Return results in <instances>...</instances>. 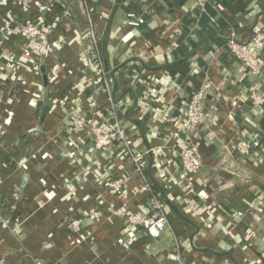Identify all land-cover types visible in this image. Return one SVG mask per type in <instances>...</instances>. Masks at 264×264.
<instances>
[{
	"label": "crops",
	"instance_id": "crops-1",
	"mask_svg": "<svg viewBox=\"0 0 264 264\" xmlns=\"http://www.w3.org/2000/svg\"><path fill=\"white\" fill-rule=\"evenodd\" d=\"M64 6L72 16L54 25L51 50L40 63L21 39L0 40V193L11 206L10 227L0 222V261L177 264L166 253L178 246L187 264H264V202L256 196L264 190V167L255 153L256 165L246 168L227 150L243 131V139L258 132L264 144V100L255 108L249 99L252 88L263 94L264 84L227 47L249 41L264 24V0H208L204 7L196 0H31L25 14L15 1L0 0V30L9 12L54 23ZM85 9L93 13L104 67L114 79L117 115L169 206L161 236L141 233L129 250L116 242L123 221L110 213L122 203L132 212L147 210L133 165L121 155H102L85 131L69 133L66 126L79 105L95 120L104 116L84 101L94 94L90 68L88 76L79 71L89 58ZM129 11L144 23L125 25ZM255 53L264 63V44ZM205 79L211 82L205 109L216 135L211 142L206 129L198 132L203 164L189 188L175 123ZM33 96L40 98L36 106L29 104ZM125 173L129 183L115 194L110 180ZM99 205L105 219L95 223L85 211ZM75 218L82 220L81 233L70 228Z\"/></svg>",
	"mask_w": 264,
	"mask_h": 264
},
{
	"label": "built area",
	"instance_id": "built-area-1",
	"mask_svg": "<svg viewBox=\"0 0 264 264\" xmlns=\"http://www.w3.org/2000/svg\"><path fill=\"white\" fill-rule=\"evenodd\" d=\"M20 6L22 13L25 14L29 9L31 0H12ZM208 0H196V2L203 6ZM85 17L88 23V36H89V50L88 61L80 68V76H88V68H90V82L88 87L94 90V94L85 97L89 109L93 106L95 110L105 109L108 115L99 120L88 112V109L83 108L81 105L76 106L75 109L69 114L66 122L67 131L69 133L80 134L83 131L93 141V148L103 154H117L121 155L129 161L134 167V174L139 178L137 190L145 195L147 210L142 212H132L126 203L114 206L111 210V215L120 218L123 221L121 232L116 239V242L125 250H129L139 239L141 233L151 238H158L166 229L169 223V206L161 198L159 193L153 189L155 185L144 173L146 166L145 154L134 147V140L128 134L122 120L118 117L115 107V100L111 95L112 85L114 79L109 75L108 70L103 65V59L100 51V35L95 30L93 13L91 10L85 9ZM72 16L71 8L64 6L61 11L59 19L54 23H45L36 21L28 15H19L9 12L3 16V24L0 30V40H11L18 38L23 41V49L28 53L31 58L35 59L38 63L48 55L51 50V34L54 25L57 21ZM143 16H137L134 12H128L127 18L124 23L127 26H138L144 23ZM256 27L254 35L247 42L229 41L227 43L228 51L233 56L240 59L252 75L260 78L261 83L264 84V63L255 53L261 45L264 44V24L260 23ZM176 45L175 43H173ZM211 87V82L205 79L200 88L193 92L186 99L185 113L183 121L175 123L178 127V132L181 131L182 142L177 150L178 162L181 169L186 176L189 183V188L193 185L198 177L199 170L203 164V156L196 142V136L203 128L206 129V135L213 142L215 131L213 126L216 124L212 121L205 109V100ZM103 93L106 97L105 103H101L98 99ZM38 96H33L29 104L36 106L39 101ZM249 99L252 106L258 108L263 100L264 93H259L256 89L252 88L249 93ZM99 101V102H98ZM105 107L103 108V106ZM104 115V114H103ZM0 134H4L3 128H0ZM172 134V133H171ZM246 131L237 133L239 139L237 143H230L227 150L232 152L234 159L243 167H251L253 160V153L257 154L259 159H255L262 167H264V144L261 141V135L258 132H247L249 139H243ZM261 153V155H259ZM256 165V164H255ZM130 175L122 174L115 176L110 180V187L115 194L122 195L125 188L129 183ZM264 202V190L256 193ZM11 210V209H9ZM7 212V211H6ZM10 211L5 213L4 202L2 201L0 193V222L3 227H10ZM85 215L92 219L95 223H101L105 219V213L102 206H94L85 211ZM236 218L242 219L243 214L237 212L234 214ZM109 216L108 218H110ZM70 228L74 233L82 232V220L79 218L71 219ZM264 234V224L260 227ZM176 244L179 245V240L176 239ZM167 258L176 261L177 264H187L183 260L181 250L178 246L173 250L166 253ZM259 260H250L251 264H259ZM0 264H5L0 261Z\"/></svg>",
	"mask_w": 264,
	"mask_h": 264
},
{
	"label": "trees",
	"instance_id": "trees-1",
	"mask_svg": "<svg viewBox=\"0 0 264 264\" xmlns=\"http://www.w3.org/2000/svg\"><path fill=\"white\" fill-rule=\"evenodd\" d=\"M135 6V5H134ZM137 8H139L138 6H137V4H136V6H135V8H133V10H136L137 11ZM129 12H134V11H129ZM135 13V12H134ZM103 65H104V63H103ZM125 66V65H124ZM106 68V67H105ZM107 69V68H106ZM108 70V69H107ZM109 74H110V72H109ZM113 76V75H112ZM92 91H88L87 89H86V94H90ZM105 105H106V103H105ZM105 105L103 106V108L105 107ZM102 112H103V114H104V117H106L107 115H108V113L106 112V110L105 109H102ZM153 189H154V191L156 192V193H159L160 195H161V198L165 201V196L160 192V190H159V188H158V186L157 185H154L153 186ZM11 208V206H9V204H7V205H4V211L6 212V211H10L9 209Z\"/></svg>",
	"mask_w": 264,
	"mask_h": 264
},
{
	"label": "rangeland",
	"instance_id": "rangeland-1",
	"mask_svg": "<svg viewBox=\"0 0 264 264\" xmlns=\"http://www.w3.org/2000/svg\"><path fill=\"white\" fill-rule=\"evenodd\" d=\"M3 24V23H2Z\"/></svg>",
	"mask_w": 264,
	"mask_h": 264
}]
</instances>
